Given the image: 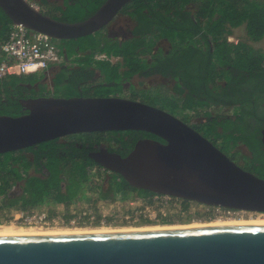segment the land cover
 <instances>
[{
    "label": "trees",
    "instance_id": "obj_1",
    "mask_svg": "<svg viewBox=\"0 0 264 264\" xmlns=\"http://www.w3.org/2000/svg\"><path fill=\"white\" fill-rule=\"evenodd\" d=\"M105 1L64 0L66 9L62 6L57 9L62 18L74 22L91 16ZM120 13L128 14L135 23L133 39L120 42L89 35L67 41L66 49L60 45L68 58L81 56L72 74L76 83L93 75L92 67L100 68L108 76V83L97 85L96 91L88 87L86 96L121 92V77L129 79L136 74L156 73L176 79L174 92L159 88L152 93L154 101L158 99L157 103L161 104L158 107L187 123L197 119L192 123L196 130L239 166L264 178L261 139L264 50L247 41L234 43L228 39L233 29L242 25L250 40L264 39V0H133ZM12 24L0 7V61L5 57L1 45L7 40ZM163 38L172 45L169 54L164 56L159 52L155 61L149 63L148 55H152L153 47ZM100 54L121 57V60L118 63L101 60L97 58ZM121 68L124 70L120 74ZM29 75L33 74L0 80V113H23L18 97L11 95L18 93L20 98L19 82L34 77ZM143 132L73 134L0 154V212L3 214L13 206L28 210L47 201L69 205L86 190H96L98 198L109 201L116 200L120 194L127 199L133 192L139 197L154 195L149 190L131 186L120 174L103 172L88 155L98 149L95 144L115 142V146H108L109 150L126 156ZM95 174L103 180L96 182ZM21 181H24V194L9 202L8 190ZM184 202V210H187L190 202Z\"/></svg>",
    "mask_w": 264,
    "mask_h": 264
},
{
    "label": "water",
    "instance_id": "obj_2",
    "mask_svg": "<svg viewBox=\"0 0 264 264\" xmlns=\"http://www.w3.org/2000/svg\"><path fill=\"white\" fill-rule=\"evenodd\" d=\"M133 0H106L91 16L59 20L28 0H0L12 23L56 40L93 34ZM23 113L0 114V154L73 134L138 130L126 155L89 157L131 186L201 204L264 213V178L239 166L177 115L121 96L22 98ZM264 144V128L262 129ZM0 264H264V221L198 227L0 234Z\"/></svg>",
    "mask_w": 264,
    "mask_h": 264
},
{
    "label": "built area",
    "instance_id": "obj_3",
    "mask_svg": "<svg viewBox=\"0 0 264 264\" xmlns=\"http://www.w3.org/2000/svg\"><path fill=\"white\" fill-rule=\"evenodd\" d=\"M36 9L40 4L28 0ZM1 51L5 56L0 61V80L10 76H21L42 72L54 64L64 62L65 55L55 39L47 34L31 30L22 24H12L7 40L2 43ZM105 57V56H103ZM101 57V58H103ZM103 172L110 173L102 168ZM96 173V171L94 172ZM95 179L102 181L103 177L95 174ZM94 191H83L74 202L69 205L47 201L38 207L28 210H15L8 217L13 224L40 228L65 226H84L88 224H110L117 214L105 212L104 206H114L125 202L132 207L131 211L119 214L129 223L145 220L148 223H164L186 214H211V218H228L244 210L230 209L189 201V207L184 210V200L168 194L155 193L149 197L131 195L123 199L120 194L116 200L109 201L98 198ZM177 216V217H176ZM7 218V219H8Z\"/></svg>",
    "mask_w": 264,
    "mask_h": 264
},
{
    "label": "flooded vegetation",
    "instance_id": "obj_4",
    "mask_svg": "<svg viewBox=\"0 0 264 264\" xmlns=\"http://www.w3.org/2000/svg\"><path fill=\"white\" fill-rule=\"evenodd\" d=\"M47 1L48 2L42 3V5H40L41 10L44 13L51 15L54 18H57L59 20H65L64 18H62V13L59 10L57 11V8H55L56 6L58 7V5L52 4L51 3L52 1L50 0H47ZM62 7L63 9H66L65 6L62 5ZM123 23L127 24V26L124 27ZM134 29H135V23L132 22V18L128 14L119 13L108 25H106L101 30L93 34H90V35H99L98 38L100 39L107 38L112 41L119 40L120 42H124V41L134 38L135 36ZM76 39H79V38H76ZM55 41L57 42L59 46L62 45L66 49V44H67V41L69 40H56L55 39ZM171 48H172V45L170 44L168 39L166 38L159 39L157 43L155 44V46L153 47L152 55H148L149 63H152L155 61V56L159 52H163V55L167 56ZM64 55H65V59L63 63L51 65L46 70H43L42 72H40L38 76H34L32 79H26L24 81L19 82V85L21 87L20 94H19L20 98L19 96H17L18 93L15 96L11 95V97L12 98L18 97V100L20 102L22 98H34V97H41V96H65V97L86 96L85 90H87L88 87H94V89L91 91H96L97 85H104L108 83V80H109L108 76L105 73H103L100 68H93V67H92V69H94L93 75L87 76L83 81L76 83L77 79L74 80L72 78L73 77L72 74H73L74 69L78 67V63H79L78 61H80L81 56L78 54L72 58H68L65 52H64ZM97 58L101 60H110L112 63H118L120 62L119 59H121V57L115 56V58H117L118 60L113 61L114 56L109 57L106 54H100L97 56ZM123 70L124 69L121 68L118 71L121 74L123 73ZM135 76L137 77V79L141 81L148 79L149 80L148 84L145 85L144 87L138 86V84H141L140 81L138 83L132 81L133 77ZM135 76L129 79L126 77H121L122 78L120 80L121 83L120 82L118 83H120L119 85L121 86L122 91L118 93H110L109 95L121 96V97L129 98V99H133V100L141 99L140 101H142V99H147L146 97L151 95L155 91V89H159V88L162 89L161 87L162 85H164L162 82L165 81L166 83L168 81H171L170 86H172V90L174 89V87H176V84L178 83V80L176 79H173L171 77H165L161 74H156V73L150 76H141L139 74H136ZM110 81L114 83L116 80H110ZM72 87L76 88L77 91L73 90ZM172 92H174V90ZM96 96H102V95H96ZM0 114H9V113H0ZM195 121H198V120L195 119L189 124L192 126V123ZM144 137L155 138L144 132L140 133L139 139H142ZM156 139L161 140V138L158 136L156 137ZM161 141H164V140L162 139ZM108 146L109 145H107V143L95 144V147L97 148L107 147L109 149ZM23 194H24V181L16 182L8 190L7 198L9 199V202H14L16 199L21 197ZM132 195L137 196V193L133 192ZM15 210H20V209H16L13 206V207H10V209L5 210L4 213L12 212ZM3 214L0 212V217Z\"/></svg>",
    "mask_w": 264,
    "mask_h": 264
},
{
    "label": "rangeland",
    "instance_id": "obj_5",
    "mask_svg": "<svg viewBox=\"0 0 264 264\" xmlns=\"http://www.w3.org/2000/svg\"><path fill=\"white\" fill-rule=\"evenodd\" d=\"M33 1H36L37 3H40L41 5V2H38L39 0H33ZM41 1V0H40ZM52 2H56V4L58 6H64V2L63 0H50ZM58 11V9H57ZM61 12V11H60ZM129 24V23H128ZM132 24V23H131ZM123 26L126 27L127 24H124L123 23ZM229 41L231 42H234V43H238L239 41L243 40V41H247L249 44H251L253 47L255 48H261L264 50V39L262 40H258V41H253V40H250L247 36V33H246V28H245V25H242L240 27H236L233 29V32L232 34L229 36ZM118 60L117 58H113V61H116ZM121 60V59H119ZM40 74L39 73H35L33 75H29V76H38ZM133 82H141V84H138V86H141V87H144L145 85L148 84V79L146 80H139L137 79V77H133L132 79ZM170 82L171 81H168L165 83L162 82L164 85H162V90L164 91H168L170 93H172V86H170ZM134 91V90H133ZM132 91V92H133ZM156 93V92H155ZM147 99H142L143 102H146V103H149V104H152V105H161L160 103H157V100L156 102L154 101V98L151 95L147 96L146 97ZM156 99V98H155ZM141 100V99H140ZM107 145H112V146H115V142H110V143H107ZM242 150L249 154V151L248 149L245 147V146H242L241 147ZM105 210V212H109V215L110 214H117L118 216H116L114 218V220H110V224L108 225H100L99 223L98 224H88V225H84V226H87V227H83V229H91V230H95V229H98V228H112L113 231H116L114 229H125V228H144V227H156L157 225H179L178 227H183V226H186V224L188 225H191V224H201V225H206V224H209V223H226L228 221H243V220H255V219H264V213H257V212H249V211H241L239 213H236L235 216H233V218H239V219H243V220H234V219H228V220H224V221H215L217 220V218H211V214H200V215H197V214H186V215H181L180 217H177V218H174L173 221H167V222H164V223H153V224H156V225H148V224H151V223H148L147 221L145 220H140L139 222L137 223H133V224H129L127 223L123 217H121L119 214L122 213V211H131L132 210V207L125 203V202H122V203H117L116 205L114 206H104L103 208ZM11 215V212H5L1 217H0V225H5V226H12L13 223L9 220V216ZM8 218V219H7ZM143 221H145L144 223H142ZM213 221V222H212ZM193 222H196V223H193ZM197 222H201V223H197ZM190 223V224H189ZM15 225H18V226H22V225H19V224H15ZM100 226H108V227H100ZM25 227H29V226H25ZM174 227V226H173ZM177 227V226H175ZM30 228V227H29ZM61 229H65V228H71V226L69 227H60ZM59 228V229H60ZM73 228V227H72ZM74 228H77V227H74ZM81 228V227H79ZM43 229V228H40V230ZM39 230V228H38ZM45 230V229H43Z\"/></svg>",
    "mask_w": 264,
    "mask_h": 264
},
{
    "label": "bare ground",
    "instance_id": "obj_6",
    "mask_svg": "<svg viewBox=\"0 0 264 264\" xmlns=\"http://www.w3.org/2000/svg\"><path fill=\"white\" fill-rule=\"evenodd\" d=\"M228 219H234V220H243V219H239V218H233V217H228V218H221V219H217L215 221H224V220H228ZM255 221H264V219H255V220H243V221H228L226 223H209L206 225H221V224H232V223H244V222H255ZM196 223V222H193ZM197 223H201V222H197ZM190 224V223H189ZM148 225H156V224H148ZM201 225V224H191L188 225L186 224V226L183 227H198V226H206ZM174 226V227H173ZM177 226V227H175ZM179 225H157L156 227H144V228H125V229H114L116 231H123V230H143V229H163V228H183L178 227ZM65 227H69V226H65ZM77 228H65V229H61L60 227H51V228H43L40 230V227H33L31 226L29 227H25V226H18L13 224L12 226H5V225H0V234H37V233H79V232H103V231H113V229L111 228H98L95 230H89V229H83V227H87V226H76ZM81 227V228H79ZM100 227H108V226H100ZM39 228V230H38ZM60 228V229H59Z\"/></svg>",
    "mask_w": 264,
    "mask_h": 264
},
{
    "label": "crops",
    "instance_id": "obj_7",
    "mask_svg": "<svg viewBox=\"0 0 264 264\" xmlns=\"http://www.w3.org/2000/svg\"><path fill=\"white\" fill-rule=\"evenodd\" d=\"M35 2H36V1H35ZM38 2H41V5H42V3H45V2H48V1H47V0H43V1H42V0L40 1V0H39ZM51 3L54 4V5H57L56 2H51ZM39 4H40V3H39ZM55 8H57V6H56Z\"/></svg>",
    "mask_w": 264,
    "mask_h": 264
}]
</instances>
